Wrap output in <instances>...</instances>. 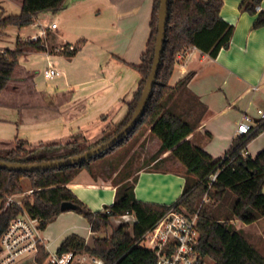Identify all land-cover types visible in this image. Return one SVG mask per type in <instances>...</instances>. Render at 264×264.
<instances>
[{
    "label": "crops",
    "instance_id": "obj_1",
    "mask_svg": "<svg viewBox=\"0 0 264 264\" xmlns=\"http://www.w3.org/2000/svg\"><path fill=\"white\" fill-rule=\"evenodd\" d=\"M153 1L66 0L58 13L42 12L34 17L37 27L31 23L0 34V49L14 47L15 41L7 47L9 32L14 33V40L36 36L47 45L46 52L30 50L19 57L11 80L0 94V151L12 149L14 141L23 139L34 143L33 147L59 146L53 155H61L68 152L66 144L97 141L107 125L117 124L138 87L140 77L130 66L139 65L145 51ZM241 2L222 0L219 16L233 28L228 48L221 49L215 58L196 48L182 51L168 82L173 87L193 72L185 89L178 92L176 103L178 110L186 109L187 100L197 106L200 121L186 139L214 160L228 151L242 118L264 108V25L254 29L256 14L239 10ZM21 8L22 0H0V14H18ZM259 8L264 9V0ZM52 23L56 28H50ZM80 40V49L66 57L65 49L71 50ZM47 68L58 74L45 78ZM149 135L145 132L140 142ZM153 139L158 149L159 140ZM263 148L264 130L246 146L245 155L253 158ZM168 154L162 153L153 161L150 158L133 174H124L128 180L137 177L133 190L136 200L169 206L179 199L185 185L184 169L176 159L167 158ZM128 157L113 174L103 171L93 178L81 169L66 186L92 213L103 212L114 202L112 180ZM24 190L32 191L29 182ZM229 222L264 256V217L252 224L238 219ZM71 234L84 238L87 244L92 235L82 215L61 212L41 230L45 251L56 252Z\"/></svg>",
    "mask_w": 264,
    "mask_h": 264
},
{
    "label": "trees",
    "instance_id": "obj_2",
    "mask_svg": "<svg viewBox=\"0 0 264 264\" xmlns=\"http://www.w3.org/2000/svg\"><path fill=\"white\" fill-rule=\"evenodd\" d=\"M261 2L242 0L239 6L243 12L256 14L254 29L264 25V9L256 10ZM65 3L66 0H22L18 14H0V34L8 28L18 30L30 25L33 18L42 12L58 13ZM221 6L222 0H168L160 63L145 112L137 124L143 125L142 131L146 129L159 140L160 145L151 157L152 161L160 154L169 152L167 158L176 159L183 166L185 185L179 199L169 206L136 200L133 190L137 177L133 176L131 180L124 177L125 167L132 156L128 157L112 180L115 186L114 202L105 207L103 212L92 213L67 188L66 185L81 169H86L96 178V169L108 165L113 174L143 131L130 143L127 154L123 155L118 164L113 159H105L104 151L77 165L56 169L17 172L0 168V237L9 222L23 211L38 218L39 227L44 230L48 223L63 212L61 204L70 202L76 206L73 211L87 220L92 234H106L108 228L112 230L110 235L94 238L91 245L84 238L71 234L62 241L58 253L88 252L102 258L105 264H156L153 251L140 245L139 240L160 217L174 207L187 214L198 212L197 250L203 259L208 257L212 264H264V256L229 222L230 219H238L243 224H252L264 217V148L253 158L242 154L247 144L264 130V123L253 133L235 137L225 155L214 160L200 146L186 139L200 121L199 116H196L197 106L185 100L186 109L178 110L176 103L178 92L185 89L193 72H189L173 87L168 84L176 57L182 51L196 48L215 58L221 49L228 48L233 28L220 18ZM158 8L159 0H154L145 51L141 55L140 64L130 66L140 77L138 87L126 103V114L117 124L107 125L97 141L87 143L85 140H75L66 144L64 147L68 152L61 155H53L59 149L56 145L26 149L27 142L17 140L12 149L0 151V160L28 164L64 159L83 153L118 133L131 118L150 72L157 36ZM82 44L80 40L71 50L66 48L64 55L72 57ZM30 50L46 52L47 45L41 39L23 40L18 37L13 48L0 49V94L11 80L19 57ZM212 174H216L214 181L209 180ZM23 179L28 180L32 193L21 200V206H5L7 197L25 192ZM228 194L233 196V200L225 208L227 213L222 215ZM126 213H133L137 221L131 227L125 224L112 227V220ZM47 258L48 253L40 246L36 261L42 264ZM198 264H203V260Z\"/></svg>",
    "mask_w": 264,
    "mask_h": 264
},
{
    "label": "built area",
    "instance_id": "obj_3",
    "mask_svg": "<svg viewBox=\"0 0 264 264\" xmlns=\"http://www.w3.org/2000/svg\"><path fill=\"white\" fill-rule=\"evenodd\" d=\"M256 10H260L259 6ZM33 27H37L33 18ZM50 28H56L52 23ZM31 40L40 39L32 36ZM72 49V48H71ZM58 74L57 70L47 68L43 76L52 79ZM264 123V108L257 109L256 115H245L237 124V136L253 133ZM245 155V152L242 153ZM216 174L209 176L214 181ZM32 191L14 194L7 197L5 206L16 204L21 206L20 198L30 195ZM198 212L187 214L184 210L174 207L160 217L140 238V245L153 251L156 264H198L203 257L197 250L199 232L197 229ZM118 224L131 227L137 221L133 213H126L114 219ZM43 246L39 219L32 217L25 211L13 218L0 237V264H19L30 261L31 264H40L36 261L38 248ZM42 264H105L99 258L88 252L68 251L53 252Z\"/></svg>",
    "mask_w": 264,
    "mask_h": 264
},
{
    "label": "water",
    "instance_id": "obj_4",
    "mask_svg": "<svg viewBox=\"0 0 264 264\" xmlns=\"http://www.w3.org/2000/svg\"><path fill=\"white\" fill-rule=\"evenodd\" d=\"M167 6H168V0H159L157 36L155 40L154 55L152 59L150 72L147 76L144 88L141 92L139 101L136 105V108L131 118L118 133L113 135L108 140L102 142L101 144L84 151L83 153L69 156L64 159H54L49 161H42V162L28 163V164L6 162L0 160V168L6 169L8 171L32 172L37 170L56 169L65 166L77 165L81 162L87 161L101 154L104 151L113 148L116 144L122 142L125 139V137H127L139 123L141 117L145 112L146 104L151 95V91L155 82V78L160 63V55L162 51L163 39L165 35V25L167 20ZM75 208L76 206L70 202H63L60 206V209L63 212L73 211L75 210Z\"/></svg>",
    "mask_w": 264,
    "mask_h": 264
},
{
    "label": "rangeland",
    "instance_id": "obj_5",
    "mask_svg": "<svg viewBox=\"0 0 264 264\" xmlns=\"http://www.w3.org/2000/svg\"><path fill=\"white\" fill-rule=\"evenodd\" d=\"M11 29H14V28H10L9 31H11ZM26 32L28 33V29L25 30V33ZM14 38H15L14 37V33L13 32H9V38H6V40L9 39L10 40V43H9V46H7V47H12L10 44H11V42H14L15 41ZM30 38L31 37L25 38V39H30ZM250 115L251 116H255V115H252V114H250ZM142 127H143V125H140V124L137 125V128H135L127 137H125V139L122 142H120L119 145L115 146L111 150L109 149V150L105 151V154H103L104 156L103 155L102 156L105 157V159L106 158L113 159L114 163L115 164H118L119 163V160L123 157V155H126L127 154L128 147L130 146V143L134 140L135 137L139 136L141 134V132L144 131L138 137V140H137L136 144L129 151V156H132V158H131V160H129L127 162V165H126L124 171H125V173H127V171H130L133 174L134 172H136L140 168L144 167L146 164L149 163L150 158L157 151L158 145L155 142L152 141V140H154L153 139L154 136H152L151 134L144 141L140 142V139L142 138V136L144 135V133L147 132L145 128H143L145 130L142 131ZM254 139H252L248 144H250ZM18 140H22V141L27 142L26 143L27 145L25 146L26 149H29L30 147L33 148V146H34L33 145L34 143L29 142L27 140H23V139H18ZM35 147H38V146H35ZM57 147L59 148V146H57ZM179 169H181V168H179ZM103 171H104V174L105 175H109L111 173V169L110 168H109V170L108 169H105V167H103V168H97L96 169V172L97 173H100V174ZM22 185H23V189L26 188L28 186V180L27 179H23L22 180ZM26 196H28V195H26ZM23 198L24 197L20 198V200H22ZM225 200H226V202H225V205L226 206H224V208H223L222 215H225L227 213L225 208L228 205H230L231 201L233 200V196L231 194H228ZM0 203H1V199H0ZM118 225L119 224L116 221H114V219H113L112 220V227H117ZM111 230H112L111 228H108L107 231H106V234H100V233L92 234L91 235V238L88 240V245H91L92 244V240L94 238H102L105 235L106 236L107 235H110ZM82 232L84 234L86 233V231H82ZM85 242H86V240H85ZM25 264H31V262L30 261H26ZM203 264H212V262H211V260L208 257H206V258L203 259Z\"/></svg>",
    "mask_w": 264,
    "mask_h": 264
}]
</instances>
